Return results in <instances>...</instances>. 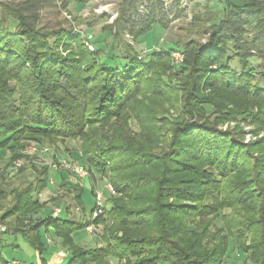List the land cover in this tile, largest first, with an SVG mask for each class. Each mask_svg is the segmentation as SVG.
<instances>
[{"label":"trees","instance_id":"16d2710c","mask_svg":"<svg viewBox=\"0 0 264 264\" xmlns=\"http://www.w3.org/2000/svg\"><path fill=\"white\" fill-rule=\"evenodd\" d=\"M90 1L0 4V150L13 164L30 142L56 150L77 141L93 198L98 180L113 193L101 218L91 219L95 203L78 220L31 218L47 205L37 195L50 186L51 171L31 163V181L9 194L0 189V202L12 196L0 215L7 222L2 234L21 235L38 264H48L45 233L70 252L66 264H222L229 240L245 263L264 264V138L243 145L218 130L242 116L264 128V71L257 79L252 63L264 58V0H219V14L195 15L201 38L183 44L178 96L166 77L175 49L143 56L122 40L142 38L156 24L166 29L171 6L124 0L102 29L111 37L106 51L89 50L71 27L42 21L46 9L67 12L72 2L81 8ZM164 104L180 119H168ZM164 121L172 124L165 136L154 127ZM68 192L82 210L83 188ZM88 225L102 226L93 247L74 237Z\"/></svg>","mask_w":264,"mask_h":264},{"label":"rangeland","instance_id":"374dc122","mask_svg":"<svg viewBox=\"0 0 264 264\" xmlns=\"http://www.w3.org/2000/svg\"><path fill=\"white\" fill-rule=\"evenodd\" d=\"M18 1L22 0H0V4ZM123 1L124 0H92L81 8H76L75 2H72L68 7L67 12L59 10V8H49L41 13V17L42 21L44 23H48L49 25L55 26L60 24L66 28H73L74 33H79L84 45L87 48L88 45H95L96 48L104 49L106 51V45L110 43L111 37L106 33L104 34L102 29L103 27L107 28L112 26L115 19L118 18L119 8ZM161 1L163 5L167 3L169 6L171 4L170 6L173 9L172 15L168 16L166 20L164 19V23H166L167 28L165 29L161 25L156 24L153 25L151 30L142 38L134 40V38L125 34L123 35L122 40L128 43L131 47L135 48V50L143 56L148 53V49L167 51L174 48L175 50L171 52V68H168L169 72H167L166 77L168 78L170 89H178V93L176 94L178 96V94L181 93V90L179 89L184 87L182 76L177 71V69L185 61L183 54V44L186 41H191L192 38H201L198 36V34H196L195 29L192 27V19L197 17L195 16L197 14H201L202 16L207 15V13L204 14L206 9H209V11L212 13L216 12L219 14V11L222 9V4L219 0H183L184 6L182 9H178L177 12H181L177 14L173 7H175L176 1L180 2L181 0H174L175 3L174 1L170 3L169 0ZM252 34L253 32L249 35L251 36ZM175 44L177 46H175ZM95 46H93V48ZM252 63L257 72V79L261 80L262 77L260 76V73L264 71V58L262 60L259 58H253ZM145 98L149 99L148 96ZM151 100L153 101V105L158 102V99L156 98H152ZM147 101L150 102V99ZM163 107L167 110L169 108V115H167L168 119L172 121H174L175 118L180 119V117H177V111L173 108H170L168 104H164ZM242 117H238L235 121L229 120L219 124L218 130L232 135L234 139H238L243 145H253L258 143L264 138V128L256 124H252L251 117L246 118L244 116V121L242 120ZM154 127L159 134L161 132L162 135L164 133L165 136L168 135L172 124L170 121H164V123H158ZM132 128L137 129L134 125ZM56 150L52 146L36 145L35 143L30 142L25 145L24 149L20 151L22 158L14 161L13 164L8 163L10 158L9 153L6 150H0V189L4 190V193L9 194L12 189H20L22 184H26L27 182L31 181L34 177V172L30 166L31 163L37 165V167L46 166L51 161H54L53 156H56V159L78 163L76 159L79 157V143L77 141H66L64 144L60 143L57 145ZM4 153L6 154L4 155ZM252 155L255 158H259L260 154H258V152H254ZM68 174L71 180H74L77 183L79 182V178L77 180L76 176L70 173ZM80 182L82 183V180H80ZM49 183L50 186H48V190L45 189L43 192L37 195V198L40 201L47 202L48 207L38 210L34 215H32L31 218H37L38 220L44 219L46 208L49 210L50 208H54L53 215L56 216L55 213L58 214L56 207H59L63 210L64 206L61 205V203H58L60 205H56L57 203L53 202L54 200L51 199L60 192L64 193V196L72 195L63 189L61 191L60 189L59 191L56 190L55 192V188L52 187V185L55 184V187L58 186L59 180H52L49 181ZM107 186L108 185L102 180H98L96 184H94L95 192L102 193L101 201L103 206L105 205L106 199L109 196ZM83 190V209L80 210L81 212H76L74 209L71 210V213H77V217L80 218L89 217L91 208L95 203V200L91 194L90 184L87 181L84 183ZM66 199L64 200V203L66 205L70 203V206H73L72 201H69L68 198ZM11 200L12 196L10 195L3 197V201L0 202V215L8 206L10 207ZM72 208H74V206ZM103 216L104 214L98 218ZM0 225L4 226L6 229L5 231H7V222H3L0 219ZM93 226L94 231L90 234H86L85 231H79L81 232L80 235L85 238V246L87 247L95 246L97 244V237L102 234V226ZM11 235L12 234L10 233L2 234L0 232V240H2L0 256L4 261H6V264L37 263V253L29 246L27 242L19 239V247H12L13 243H11ZM239 256L241 257L243 255L238 253L233 241L229 240L227 253L222 264H248L241 262ZM47 257L49 260L52 258L50 255H47ZM66 263V259L62 261V264ZM111 263L117 264V261L111 260Z\"/></svg>","mask_w":264,"mask_h":264},{"label":"crops","instance_id":"0c3cea01","mask_svg":"<svg viewBox=\"0 0 264 264\" xmlns=\"http://www.w3.org/2000/svg\"><path fill=\"white\" fill-rule=\"evenodd\" d=\"M51 172H53V173H51ZM76 179L78 180V178H76ZM52 180H54V181L59 180L58 186L55 187V184L52 185V187H54L58 191H59V189H60V191L63 189V190H66L68 192V190L75 189L77 187V185L79 187L83 188L84 183L86 181L90 184V187H91V182H90L88 176L82 180V183L80 182V180H78L80 182V183L78 182L79 183L78 184L74 180H71L68 173L58 172V171H50V181H52ZM61 185H63L64 188H60ZM46 190H48V189H46ZM69 194H71V193H69ZM69 197H70V195L64 196V193H62V192L55 195L51 200H53L54 198H57V200H54L53 202H56L57 203L56 205H60L58 203H61V205H63L64 208L62 210L61 208L56 207V209L58 211L57 216L53 215L54 208H50V210L48 208H46L45 213H44L45 214L44 217L47 215H51L52 217H65V218H72L73 220L81 219L80 217H77V215H76L77 213H74V214L71 213L72 209L76 210V212H81L80 211L81 209L79 207H77L73 204L74 208H72L73 206H70V203L68 205H66L64 203V200L66 198H68V200L71 201ZM46 207H48V205H46ZM66 208H69L68 211L66 210ZM80 233L81 232L74 233V237L79 244L85 245V240H84L85 238L83 236H81ZM86 234H88V233L86 232ZM19 239L26 242V240L19 234H12L11 235V243H13L12 247H14V248L19 247V244H18L20 242ZM44 242L46 243V247H47V253L45 254V257L47 259L48 264H50V263L51 264H56V263L62 264V261L65 260L70 255V252L61 246V241L59 239H57L56 237H54L53 235H51L50 233L44 234ZM47 255H50L52 258L49 260ZM240 261L243 263L246 261L244 255L240 257ZM37 264H38V262H37Z\"/></svg>","mask_w":264,"mask_h":264},{"label":"built area","instance_id":"2783aa9c","mask_svg":"<svg viewBox=\"0 0 264 264\" xmlns=\"http://www.w3.org/2000/svg\"><path fill=\"white\" fill-rule=\"evenodd\" d=\"M172 1L174 0H169L170 3H172ZM186 2V1H185ZM171 5V4H170ZM169 5V7H170ZM178 9H182L184 6V2L183 0H181L178 4ZM165 7H168V4H164ZM88 49L92 50V46L88 45ZM37 151V150H35ZM48 166L50 168L51 171H57V170H61V171H65L67 173H70L72 175H75L77 178H79L80 180L85 179L88 176L87 171L80 166L78 163H74V162H69L66 160H61V159H56V161H51L50 163H48ZM107 191L110 193H113L112 187L110 185L107 186ZM95 206L94 209L91 213V217L92 219H96L100 216H102L104 214V207L102 205V193L101 192H95ZM57 216V213H55ZM5 227L0 225V232L4 233L5 232ZM85 231L87 233H92L94 231V227L93 225H88L85 228Z\"/></svg>","mask_w":264,"mask_h":264}]
</instances>
